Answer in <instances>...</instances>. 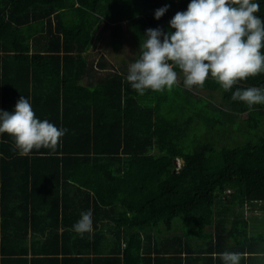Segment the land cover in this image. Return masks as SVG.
<instances>
[{
  "label": "trees",
  "instance_id": "16d2710c",
  "mask_svg": "<svg viewBox=\"0 0 264 264\" xmlns=\"http://www.w3.org/2000/svg\"><path fill=\"white\" fill-rule=\"evenodd\" d=\"M189 2L0 0V109L28 96L39 118L67 129L55 152L28 155L0 135V264H223L225 251L264 264V104L231 98L264 87V73L230 91L211 76L193 86L217 98L211 107L183 89L179 68L184 86L163 92L139 95L126 80L146 29L167 32ZM121 34L132 61L105 47ZM93 45L111 70L87 81ZM89 209L92 231L74 232Z\"/></svg>",
  "mask_w": 264,
  "mask_h": 264
},
{
  "label": "clouds",
  "instance_id": "9594fccd",
  "mask_svg": "<svg viewBox=\"0 0 264 264\" xmlns=\"http://www.w3.org/2000/svg\"><path fill=\"white\" fill-rule=\"evenodd\" d=\"M261 0H190L187 9L169 21V30L149 27L143 33L140 55L127 66L126 80L139 95L148 90H170L179 68L186 87L203 86L211 76L225 91L240 80L264 73V18L258 16ZM170 5L155 10L160 19ZM172 29H175L174 31ZM232 100L251 109L264 104V87L236 88ZM67 129L39 118L31 98L21 96L14 110L0 109V135L14 138L20 155L33 149L55 152ZM92 210L82 211L72 230L83 235L92 231ZM223 264H240L237 252L220 254Z\"/></svg>",
  "mask_w": 264,
  "mask_h": 264
},
{
  "label": "rangeland",
  "instance_id": "374dc122",
  "mask_svg": "<svg viewBox=\"0 0 264 264\" xmlns=\"http://www.w3.org/2000/svg\"><path fill=\"white\" fill-rule=\"evenodd\" d=\"M134 2H136V0H124V3H125V5H130V4H132V3H134ZM127 32H128V30H126ZM106 33V32H105ZM130 35V33L128 32L127 34H125V36L126 35ZM131 36H129L127 39H125L124 38V35L123 34H121L120 36H115V40L114 39H111V38H109L108 39V44H106V48L107 49H113V48H116V47H118V46H120V47H122L126 52H124L123 50H121V54L120 55H129L130 54V56H131V61L134 59V52H132V51H134V49H135V47H134V43L129 39ZM115 45V46H114ZM126 46H128L127 48H126ZM123 58H125V56L123 57ZM123 58H116V59H118L119 61H122L123 60ZM115 60V59H114ZM127 62H128V60H127ZM181 75L179 76V73H178V80H177V83L174 85V87H177V85H179V88L180 87H182V86H184L183 84H179L180 83V79H181ZM182 85V86H181ZM186 88L187 89H189L190 91H191V93L193 94V98H194V100H196V99H200L201 97H203V98H201V101L203 100V103L205 104V105H208V106H210L211 107V105H213V104H217V105H219V101L218 100H216L217 98L214 96V98H212L210 95H209V93H207V92H202L200 89H197V88H192V87H186V86H184V88L183 89H185L186 90ZM201 95V96H200ZM213 95H216V93L215 94H213ZM216 98V99H215ZM243 116H247V114H244ZM179 162V161H178ZM180 164H181V162H180ZM258 210H260V209H258ZM261 211H259V213H260ZM246 216L248 217V218H250V216H252L251 215V211L249 210H247L246 211ZM179 222V220H176V223H178ZM252 226H254V228L255 229H257L258 231H261L263 228H262V226L260 225V224H258L257 226H255V225H252Z\"/></svg>",
  "mask_w": 264,
  "mask_h": 264
},
{
  "label": "crops",
  "instance_id": "0c3cea01",
  "mask_svg": "<svg viewBox=\"0 0 264 264\" xmlns=\"http://www.w3.org/2000/svg\"><path fill=\"white\" fill-rule=\"evenodd\" d=\"M51 20H53V26L55 27L57 22L54 19V14L51 15ZM46 24H47V22H46ZM39 25H41V22H39ZM39 25L36 26L34 24V20H32L29 23V33H31L33 35V31L34 30H33L32 26H34V29H35V32H36V27L39 28ZM100 29H101V26L99 27L97 33L99 32ZM62 39H64L63 36H62ZM31 48H32L31 53H33V52L36 51L35 50V47L32 46ZM63 50L64 49H61L60 50V54H62V55L64 54V51ZM40 51L45 52V50H40ZM90 55L93 56V58H91V59H94L95 60V63H94V65H89V68H87L88 71L90 72V78H89V80L87 79V81H91V78L95 79V76L102 75V74L106 73L107 71H110L111 70L109 68L110 67L109 65H107L106 67H99L98 66L99 65L98 59L100 57V52H99V49L98 48H95L94 45L91 46L88 51H85L83 53V56H85V57L90 56ZM119 66H120L119 68H125L126 67L125 65L124 66L123 65H119Z\"/></svg>",
  "mask_w": 264,
  "mask_h": 264
},
{
  "label": "bare ground",
  "instance_id": "6f19581e",
  "mask_svg": "<svg viewBox=\"0 0 264 264\" xmlns=\"http://www.w3.org/2000/svg\"><path fill=\"white\" fill-rule=\"evenodd\" d=\"M178 161H179V162H178ZM180 162H181V164H182L181 159H178V160H177L178 166H181Z\"/></svg>",
  "mask_w": 264,
  "mask_h": 264
}]
</instances>
